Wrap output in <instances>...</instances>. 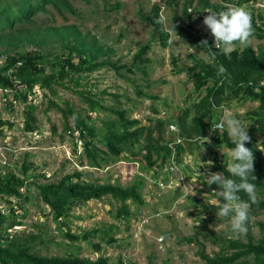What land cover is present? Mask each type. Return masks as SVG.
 I'll use <instances>...</instances> for the list:
<instances>
[{"label": "rangeland", "instance_id": "374dc122", "mask_svg": "<svg viewBox=\"0 0 264 264\" xmlns=\"http://www.w3.org/2000/svg\"><path fill=\"white\" fill-rule=\"evenodd\" d=\"M208 1L212 5L222 3L220 0ZM67 2L69 8L73 10L72 13L59 14L47 6L44 12L34 18V26L59 28L74 25L82 36L88 33L89 39L93 38L103 46L109 61L120 67H129L134 55L152 38L153 32L139 20L138 14L150 10L154 5L160 7L161 30L168 34L165 47L160 46L155 39L150 49L144 53L142 60L146 63L143 66L137 64L132 73H127L124 69L119 70L123 77L111 68H105L84 76L81 82L87 91L96 95L95 98L99 99L101 104L124 110L129 120H137L139 124L135 128L153 127L157 121L163 122L164 140L171 142L168 147L173 152L172 158L161 168L146 170V162L126 160L123 157L129 158V154L124 153L114 163L110 161L102 163L100 168L88 167L81 143L75 140L76 132H73L75 137H70L64 132L63 119L58 111L50 109L45 113L47 101L50 99L61 107L63 102L68 101L75 110L80 111L81 117L90 116L92 121L89 125L94 126L99 133L105 131L104 122L115 121L112 114L101 111L89 112L86 104L61 87L55 88L57 97H48V92H42L36 87L35 93L28 101L35 107L36 130L27 133L23 129V124L28 103L14 101L11 93L0 91V118L7 122V125L0 129L2 173L7 171L20 173L22 163L28 162L31 164L28 174L37 177L38 184L55 182L73 172L83 173L81 181L94 184H118L126 188L141 182L138 192L144 202L143 205H137L128 200L126 204L133 216L117 220L115 215L120 202L105 196L100 200L82 203L69 213L64 222H57L52 219L50 208L40 200L36 189L31 186L30 202L18 203L15 198L0 200V212L7 215L11 207L16 208L17 220L22 224L8 231L19 238L41 233L47 242L37 244L36 251L43 256L65 257L75 254L79 258L90 260L103 257L112 264H116L118 259L125 262L124 264H203L198 257V246L189 243L187 239H197L204 245L205 253L213 257L217 254L219 245L227 238H242L231 233L228 218L216 216L217 208L213 206L216 197L212 193L213 190L209 193L202 192L198 179V176L206 177L207 172H212V167L210 169L202 167L200 175L197 166H201V161L214 162V159H217L220 164H225L227 170L230 161L228 150L215 148L211 142L206 143L201 137L192 136L179 142L186 148V153L180 158L181 162L177 164L173 159L175 142L177 143L178 139L176 134L172 135L175 130L168 126L175 124L174 117L186 109L191 110L189 120L197 115L194 113V105L206 93L204 89L194 91L189 68L193 67L194 63H210L211 59L203 50L190 46L184 33L178 34L169 28L174 13L180 14L182 7L190 2V7H196L197 0H67ZM244 7L254 14L262 13L264 17V0H256ZM201 11L198 12L199 16L187 19L185 26L191 25L192 34L206 36L214 43L210 30L203 24L207 12ZM153 35L157 38V35ZM247 46L256 51L264 50V40L252 36ZM58 47L59 45L55 44L52 52L58 53ZM244 47L246 46L237 42L235 49L241 50ZM34 49L31 45L25 46V51ZM3 60L0 58V63ZM173 61L176 63L175 67ZM136 90L143 95H137ZM257 105L256 102L241 101L226 93L221 107L212 104V114L220 122L221 117L227 112L247 126L249 132L252 123L245 116ZM52 126L56 129L55 134L51 133ZM217 130L226 131L228 134L226 127ZM154 136H157L156 133ZM210 136L208 133L204 137L210 140ZM255 136L258 140L257 145L260 146V138ZM99 147L105 150L102 145ZM132 150L137 149L133 147ZM261 151L264 158V149ZM40 174L45 178L38 177ZM191 188L196 192L195 196L187 195ZM16 204L21 208H17ZM204 220L208 221L204 223ZM257 222L264 223V212L255 216L249 212L248 228L254 241L260 236V226L256 225ZM226 231L231 234H226ZM66 232L74 236L86 232L94 233L95 236L89 241L72 242L64 236ZM103 236L109 243L100 240ZM214 237L218 239L216 244L210 241ZM99 242L102 244L97 251L93 245Z\"/></svg>", "mask_w": 264, "mask_h": 264}, {"label": "trees", "instance_id": "16d2710c", "mask_svg": "<svg viewBox=\"0 0 264 264\" xmlns=\"http://www.w3.org/2000/svg\"><path fill=\"white\" fill-rule=\"evenodd\" d=\"M221 4H210L208 0H197L196 7H190V3L183 6L180 14L174 13L170 31L178 34H185L190 46L203 50L211 59L210 63H194L189 68L190 80L194 86V91L205 90V96L194 105L197 115L192 116L190 109L174 117L175 124L180 129L183 138L192 136L200 138L211 134L210 141L215 148H234L235 145L226 131L214 128L219 123L212 114V104L221 107L225 100V94L238 98L241 101L256 102L257 107L246 113V119L251 120V127L248 135L251 141L246 143V147L252 149L254 160V172L256 177V190L258 203L252 204L250 213L258 215L264 212V158L261 149H264V50H254L250 46L243 49L236 48L229 55H224L213 47V41L206 36L192 34V26H185L186 20L199 11L211 9L213 11L226 10L222 4L248 5L256 0H220ZM171 4V3H170ZM50 6L59 14L63 12L72 13L67 0H0V91L11 93L13 100L21 103H28L29 98L35 93L37 87L42 92H48V97H57L56 87L69 91L77 96L80 101L87 105L89 112H105L112 114L115 121L104 122V131L99 133L94 126L89 125L92 121L90 116L81 117V113L75 110L68 101L63 102V107L48 99L45 113L54 109L61 114L63 119V130L70 137H75L76 142L81 143L83 153L87 160V166L100 168L102 163L116 162L122 154H129L126 160L144 161L147 163L146 170L161 168L170 158L172 150L168 147L169 141L164 140V123L157 121L153 127H136L137 120H129L126 112L111 106L101 104L95 94L87 91L81 82L84 76L105 68L116 71L123 77L119 70L124 69L127 73H132L137 64L142 66L146 61L142 60L144 53L148 51L151 44L156 39L160 46L167 45L168 34L161 30L159 23L160 7L154 5L150 10L138 14L139 20L146 24L153 34L150 41L142 46L132 60L131 65L117 66L107 58L105 48L98 44L93 38H88V33L82 36L74 25H66L59 28L34 26V18L37 14L45 11V7ZM200 9V10H199ZM251 14L253 36L259 40H264V17L262 13ZM31 25L32 27H27ZM208 41L207 45H200L203 40ZM58 44V53L52 52V48ZM31 45L34 50L25 51V46ZM209 47H213L210 49ZM48 49V51L46 50ZM213 51L216 54L213 56ZM173 66L176 63L173 61ZM222 65L226 71L218 73V67ZM128 79V78H125ZM105 94V92H102ZM137 95H143L136 90ZM12 105V104H10ZM35 107L28 103L24 113L25 120L23 129L27 133L36 130L34 126ZM174 121L171 120L172 123ZM71 122L73 126H71ZM215 122V123H214ZM7 125V122L0 118V129ZM12 127L11 124H8ZM51 133L55 134L56 129L51 127ZM156 133V137L154 136ZM257 135L260 138V146L257 145ZM102 145L105 150H101ZM208 144H205L207 146ZM135 147L137 150H132ZM260 147V148H258ZM174 162L179 164L181 156L186 153L183 143L176 144L174 148ZM191 152V151H190ZM189 152V153H190ZM190 155V154H189ZM20 173L0 171V200L15 198L18 203L30 202L32 194L30 187L36 189L37 196L50 208L52 219L57 222H64L69 213L82 203L90 200H100L102 197L110 196L120 202L115 218H130L133 216L126 202L131 200L138 204H144L138 192L140 183L126 188L118 184H94L92 182L81 181L84 175L81 172H73L63 176L55 182L38 184L36 178L28 174L31 164L22 163ZM200 168L201 166H197ZM200 170H203L202 168ZM212 172H223L226 178H230L225 164H220L214 159ZM38 177L45 178L43 174ZM205 176H198L201 190L209 193L211 190H219L218 185H207ZM34 178V180H30ZM237 179L236 177H231ZM30 180V182H29ZM23 190V191H22ZM241 199L247 201L245 192L238 193ZM11 203L9 200H5ZM17 208H21L16 204ZM16 208L11 207L9 213L0 212V264H112L108 259L98 257L96 260L89 258H79L75 254L59 256H43L36 251L37 244L46 243L41 233L29 234L25 238H19L8 231L12 227L22 225L17 220ZM208 220H204L206 223ZM247 222V233L237 235L241 238H227L219 245L216 255L210 257L205 253V247L195 238L187 239L189 243L198 246V257L203 264H264V223L257 222L260 226V236L253 240ZM226 234H231L226 231ZM64 236L70 241H89L94 237V233H84L74 236L66 232ZM207 239L208 236L206 235ZM105 236L100 240L105 241ZM218 243L214 237L210 240ZM101 242L94 244L95 250L99 251ZM118 259L116 264H124ZM127 264V263H126Z\"/></svg>", "mask_w": 264, "mask_h": 264}, {"label": "clouds", "instance_id": "9594fccd", "mask_svg": "<svg viewBox=\"0 0 264 264\" xmlns=\"http://www.w3.org/2000/svg\"><path fill=\"white\" fill-rule=\"evenodd\" d=\"M224 8L226 10L219 12L211 9L203 10L208 13L203 19V24L214 37V49L224 55H229L235 50L237 42L243 46H247L250 43L253 36V28L251 14L244 5L231 3ZM192 16L197 17L196 14ZM200 45L208 46V41L205 39L201 41ZM213 47L209 48L213 49ZM192 49L194 52V48ZM212 54L214 56L216 52L213 51ZM225 71L226 69L222 65L218 67L219 74H223ZM170 126H176L180 130L175 124H170L168 128ZM216 127L219 129L226 127L228 135L232 138V142L235 145L234 148L228 150L230 161L227 165V172L230 173V178H226L223 172L211 171L207 172L204 178L207 181V185L219 186V190H213L212 192L216 197L213 201V206L217 208L216 216L229 219L231 233L237 235L246 234L251 205L258 203L256 177L253 175L255 156L252 149L245 146L246 143L251 141V137L248 135L247 126L227 112L221 117ZM180 137L182 136L180 135ZM201 139L206 141V143L211 142L208 137L201 136ZM176 144L180 143L175 142ZM202 167L210 169L214 167V162L212 160L201 161L200 175H202L200 172ZM231 177H236L238 180ZM241 191L247 194V201L241 199L238 195ZM189 194L195 196L196 192L191 188L187 195Z\"/></svg>", "mask_w": 264, "mask_h": 264}, {"label": "built area", "instance_id": "2783aa9c", "mask_svg": "<svg viewBox=\"0 0 264 264\" xmlns=\"http://www.w3.org/2000/svg\"><path fill=\"white\" fill-rule=\"evenodd\" d=\"M222 5L225 7V6L228 5V4H222ZM207 14H208V13H206V15H207ZM196 16H199V15L196 14ZM217 124H218V123H217ZM217 124L214 125V128H215V129H219V128L216 127ZM170 129H171V130H173V129L175 130V131H174V130H173V131H174V134H176V137H177V139H178V140H177V143H179L181 140L183 141V138L180 137V134H179L178 129L174 128V126H170ZM177 133H178V134H177ZM170 170H171V169H170ZM171 171H172V170H171ZM162 241H164V240H160V242H162Z\"/></svg>", "mask_w": 264, "mask_h": 264}]
</instances>
